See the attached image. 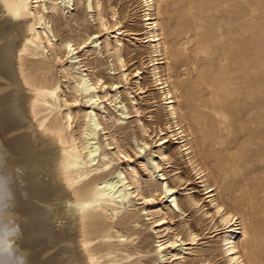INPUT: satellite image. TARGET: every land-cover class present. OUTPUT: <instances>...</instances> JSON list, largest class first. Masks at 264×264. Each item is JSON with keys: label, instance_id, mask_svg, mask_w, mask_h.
Segmentation results:
<instances>
[{"label": "rangeland", "instance_id": "1", "mask_svg": "<svg viewBox=\"0 0 264 264\" xmlns=\"http://www.w3.org/2000/svg\"><path fill=\"white\" fill-rule=\"evenodd\" d=\"M86 1L81 0L79 6L67 10L64 16L60 11L55 18H52L54 15L45 11V17L52 26L53 34L57 33L55 37L51 34V38L56 45L65 43L66 40L72 41L73 45L87 42L89 48L79 51L75 56H80L75 69L83 72L92 82L97 77L102 78L106 82L107 92H110L111 96L117 95L119 100L121 99L118 102L123 101L122 106H125L130 113L129 119L123 125L118 124L115 118L120 114L107 100L98 101L93 109H88L90 106L86 105L84 96L80 97L79 103L73 104L74 81L69 82L64 78L63 63L56 62L50 50L41 51L38 56L27 57L24 69L35 71L42 66L49 71L47 76L60 86V102L63 106L66 99L72 103L70 108L76 115L74 132L81 141L83 140L82 111L94 110V114H98L96 120L101 124V128L97 133L95 144L100 148V155L96 166H102L104 160H110L112 164L108 170L103 168L93 173L87 181L94 178L100 183L114 179L122 172L127 177L126 183H129L130 176L126 171L129 169L127 167L133 164L132 166H136L143 178V194L150 197L154 192L153 196L157 200L153 205L163 207L166 200L162 203L155 188L147 189L145 186L150 178L144 162L152 164L153 160L158 161L156 153L164 149L171 159V164H165L157 172L161 171V174H165L167 178L165 183L178 190L176 196L181 209L184 210V215L179 218H172L170 213L167 216L156 215L152 212L153 205L143 204L142 201H138V197L130 203H125V209L116 218H112L110 214L99 218L96 230L98 234L108 235L106 243L111 247L107 248V245L101 242H95L93 246L107 249L110 258L117 261L115 264H153L159 257L160 245L174 241L178 236L187 240L185 232L191 227L199 236L198 244L190 246L188 245L190 243L186 242L187 246L184 247L187 249L186 259L177 262L174 259L166 260L165 264H196V262L229 264L221 243L226 231L215 228V221L210 223V220L203 217V211L211 209L212 212V205L207 199L205 188L198 183L195 173L191 168H187L186 158L179 153L180 146L174 144L176 142L172 138L173 134L167 136L170 137V143L160 147V139L163 136L159 131L168 132V121L163 112V96L157 90L152 72V61L157 58L152 54L153 47L148 43L146 36L148 29L147 22H144L147 14L145 1L103 0L107 20L111 19L115 11L121 21L120 28H123L125 33L121 37L123 56L127 65L125 70H118L115 59L107 53L104 54L103 43L107 39V32L101 34L97 11L86 10ZM155 2L158 8L157 22L162 30L166 54V64L161 67L167 68L168 74L179 90L177 105L183 116V126L192 134L193 145L200 159L198 160L208 175L210 185L216 190L215 194L230 213L237 214L240 218L245 234L239 238L238 243L245 262L264 264V0H155ZM46 3L49 4V0H46ZM109 22H112V19ZM112 37H115V34H112ZM5 38L0 36V145L7 155L4 154L5 158L0 157V164L8 165V171L11 170L14 175L11 186L15 189H12L14 192L12 201L15 200V203L9 204V201L8 207L2 210L3 213L8 214L9 218L7 217L6 221L9 222L10 219L16 224H12L17 229L15 247L24 250L33 264H45L41 258L47 254L51 256L53 254L51 251L53 252L55 247H52L53 244L46 239L42 230H36L38 224L31 215L40 211L42 204L40 199L32 198L30 193L25 191L28 185L26 178L16 175L22 166L28 169L35 163L34 160L43 154L41 151V154L38 153V148H34L37 153L34 149L26 151L28 137L26 139L24 137L28 133L23 132V128L26 127L24 123L26 124L27 121L23 118L18 119L19 122H14L15 120L12 119V115H17L16 108L12 109L15 96L19 92L13 86L6 85L12 75L7 74L8 51L2 45ZM93 41L103 45L98 50H94L92 48L94 45L91 44ZM64 62L67 64L69 60L64 59ZM126 70H128V82L124 78L123 81L120 79L121 72ZM138 71H141L140 76ZM112 84H115L114 87ZM140 87L144 90H140ZM103 92L98 90L97 95H94L102 97ZM127 92L136 97L137 108L142 113L143 122L154 131L148 140L149 145L140 155H136L135 151L142 138L136 126L137 115L128 101ZM62 109L58 111L59 119L63 118L69 108ZM45 115L46 113H43L38 117L42 118ZM54 116L55 114L50 115L49 120H53ZM12 131L16 132L14 137H10ZM18 134H22L21 141L24 139V144L21 142L19 149L14 142ZM113 139L121 149L127 151L132 157L131 160L116 158L115 145L109 146L115 144ZM32 151L34 152L31 153ZM38 159L36 162L39 161ZM176 174L184 179V186H177L174 179ZM15 187H18V190ZM190 197L199 201L198 208H190L188 205ZM49 201L46 200L45 203ZM35 204L39 208L36 206V209ZM131 205L133 207H129ZM31 208L34 209L33 213H30ZM200 208L203 210H199ZM7 214L3 215L7 216ZM162 216L167 218L168 224L161 229L156 227L155 222ZM32 224H35V227ZM118 232L124 236L120 242L116 240ZM118 244L122 245V248L116 247ZM167 253L166 250L163 252L164 255Z\"/></svg>", "mask_w": 264, "mask_h": 264}, {"label": "bare ground", "instance_id": "2", "mask_svg": "<svg viewBox=\"0 0 264 264\" xmlns=\"http://www.w3.org/2000/svg\"><path fill=\"white\" fill-rule=\"evenodd\" d=\"M144 1L147 8L146 20L144 21L147 22L146 26L148 29L146 36H148V43L152 44V54L157 58L152 61V72L157 90L163 96V112L168 121V132L165 133L164 130L159 131L160 135L163 136L160 139V147L162 148L169 144L170 137L167 136L168 134H173L172 138L176 142L174 144L180 146L178 147V151L183 155V158H186L187 168H191L195 173L199 181L198 183L202 184V187L205 188L206 195H208L207 199L210 200L209 203L212 205V212L211 209L205 212L203 211V217L210 220V223L215 221V228H221L220 230L226 231V236L221 243L223 244V253L228 258V263L247 264L242 256L238 243L239 238L245 234L241 227L240 218L237 214H232L226 209L224 203L215 194L216 190L210 185L208 175L205 173L199 162L200 159L197 157L192 134L188 133L183 126V116H181V110L177 105L179 101L177 93L179 90L172 81L170 74H168L167 68L165 66L161 67L166 64V54L162 30L157 22L158 8L156 2L155 0ZM49 2L47 4L46 0H0V36L7 38L4 39L2 45L8 51L7 54L5 53L8 67L7 74L10 73V76L12 75V78H8L9 83L6 85L13 86L19 92L15 96L12 109L14 110L16 108L15 113L17 112V115H12V119L13 121L15 120L14 122H19L18 119L23 118L27 121L26 124L24 123L26 127H22L24 129L23 132L29 135L24 137V139L28 137L26 151L27 149L31 151L34 148H38V153L41 154V151L43 154L41 157H37L35 154V157L37 159L39 158V161L36 162L37 159H35L33 165L29 162L31 166L29 164L30 167L28 169L22 166L16 175L25 177L28 184L25 187V191L27 190L32 198L40 199L39 201L42 204V207L39 209L40 211L37 210V214H34V209L32 210L31 208L30 213H33L31 215L35 217L36 223L38 224V226L36 225V230H42L45 233L44 236L46 239L53 244L52 247H55L53 252L51 251L53 253L51 256L47 254L44 258H41L42 262L45 264H115L117 261L110 258L107 249L103 250L93 246L95 242H101L106 244L107 248L111 247L110 244L106 243L108 235L98 234L96 230L99 224V218L102 215L108 216V214L112 218H116L125 209V203H130L138 197V201H142L146 205H153L157 198L153 196L154 192L150 197L143 194V178H141L136 166H132L133 164H130L127 167L129 168L128 171H126L130 176L129 183H126L127 177L122 172L119 173L118 177L100 183H97V180L94 178L91 181H87L93 173L99 172L103 168L108 170L112 163L110 160H104L102 166H96L100 155V148L95 144L97 133L101 128V124L96 120L98 114L95 115L94 110L82 111L83 140L81 141L80 138L75 136L74 125L76 123V115L70 108L71 104L79 103L80 97L84 96L86 105L90 106L88 109H93L98 101L107 100L110 102L112 108L120 114L119 117L115 118L116 122L120 125H123L129 119L130 113L125 106H122L123 101L118 102L119 98L117 95L111 96L110 92H107L106 82L102 78L94 76L97 78L95 80L93 79L94 81L92 82L90 79H87L83 72L82 74L77 71L78 69H75L77 59L80 57L75 56L79 54V51L82 52L89 48L87 47L86 41H83L84 43L82 44L73 45L72 41L66 40L65 43L56 45L52 40L53 38H51V34L55 37L57 33L55 35L53 34L52 26L47 22L45 17V11L54 15L52 18H55L60 11L64 16L67 10L79 6L81 0H49ZM85 3H87L85 6L86 10L95 9L97 11L98 27L100 28L101 34L104 31L107 32V39L104 40L105 42L103 41L104 54L107 53L111 58L115 59L118 70H125L127 65L123 56L124 52L121 40V37L125 33L123 32V28H120L121 21L118 18V14L113 11L111 15L112 22H109L111 19L107 20L106 18L103 0H87ZM113 30H115L114 33ZM112 34H115V37H112ZM91 44L94 45L92 47L94 50H98L103 45H98V41H93ZM46 50H50L53 53L56 62L63 63L62 70L64 72V78L69 82L71 80L74 81V84L72 83L74 93L72 103L66 99L64 100L65 105L63 106L60 102V86L47 76L49 71L46 68L41 66L35 71H26L24 69L27 57L38 56L41 51L44 52ZM64 59L69 60V62L65 64ZM74 70L75 72H73ZM127 72L128 70L122 71L120 74V79L124 78L126 82L129 81ZM140 72L138 71L139 76ZM114 85L112 84V87ZM139 89L144 90L142 87ZM98 90L104 91L103 96L101 95L102 97L94 95ZM127 94L129 96L128 101L137 115L136 126L142 138L140 145L136 147L137 151H135L136 155H140L143 154L144 149L149 145L148 140L154 131L149 129L143 122L141 118L142 113L137 108L138 100L136 97H133V94L130 92H127ZM59 102L60 104H58ZM63 107H68L69 109L64 113L63 118L59 119L57 116L59 114L58 111ZM43 113H46V115L39 118L38 116ZM52 114H55V116L50 121L49 116ZM15 133L12 131L10 137H14ZM24 139L21 141L22 134H18L14 138L15 145H18L16 146L18 149L21 142L24 144ZM113 142L115 144L112 143L109 146L115 145L117 149L115 156L118 160H122V157L129 160L132 159L127 151L121 149L115 139H113ZM5 152L3 146L0 145L1 158H5ZM156 154H158V161L153 160L152 164L144 162L148 177L150 178V181H147L145 186L147 189L154 187L156 194L159 193L162 203L163 200H166V202L163 204V207L153 205L152 212H155L156 215L163 214L164 216L170 213L172 218L182 217L184 210L181 209V205L176 196L178 190L171 187L168 183H165L167 181L165 174H161V171L157 172L165 164L170 165L171 159L164 149H161ZM8 167V165L4 166V164H0V264H21V261L23 264H33L30 257L28 258L25 255L26 252L24 250L15 247L14 240L17 229L15 228L16 226L12 225L15 223L11 222L10 219L9 222L6 221L9 218L8 214L3 213V210L8 207L9 201V204L15 203V200L12 201L14 195L12 189L14 186H11L13 185L11 179L14 175L10 172L11 170L8 171ZM26 171H29V173L26 174ZM174 179L178 187L184 186V179L181 176L176 174L174 175ZM46 200L50 201L45 203ZM188 203L190 208L196 209L199 207V201L193 197L189 198ZM36 206L35 204L34 207L36 209L37 207L39 208V206ZM129 207H133V205ZM3 214H7V216ZM36 215L38 216L36 217ZM164 216L155 222L157 228L162 229L168 224L166 223L168 220ZM32 225L35 227V224ZM22 226L19 227L23 228ZM185 233L187 240H183L184 237L180 239V236H178L174 241H167L160 245L159 257L153 264H165L166 260L171 259H174L176 262L185 260V256H187V249L184 248L187 246L185 243L187 242L190 243L188 245L194 246L199 242V236L194 233L191 227H188ZM123 237L118 232L116 235L117 242H120ZM116 247L122 248V245L118 244ZM178 248L180 250H177ZM165 250L168 252L166 255L163 254ZM173 250L176 251L174 252ZM196 264L198 263L196 262Z\"/></svg>", "mask_w": 264, "mask_h": 264}, {"label": "clouds", "instance_id": "3", "mask_svg": "<svg viewBox=\"0 0 264 264\" xmlns=\"http://www.w3.org/2000/svg\"><path fill=\"white\" fill-rule=\"evenodd\" d=\"M21 264H23V262L21 261Z\"/></svg>", "mask_w": 264, "mask_h": 264}]
</instances>
